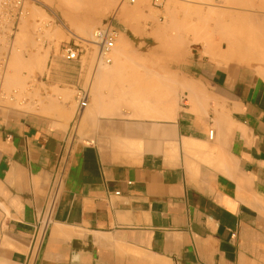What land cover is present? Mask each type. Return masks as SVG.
I'll list each match as a JSON object with an SVG mask.
<instances>
[{
    "label": "crops",
    "instance_id": "0c3cea01",
    "mask_svg": "<svg viewBox=\"0 0 264 264\" xmlns=\"http://www.w3.org/2000/svg\"><path fill=\"white\" fill-rule=\"evenodd\" d=\"M184 64L191 101L168 120L0 111V264H264V84L243 64Z\"/></svg>",
    "mask_w": 264,
    "mask_h": 264
},
{
    "label": "rangeland",
    "instance_id": "374dc122",
    "mask_svg": "<svg viewBox=\"0 0 264 264\" xmlns=\"http://www.w3.org/2000/svg\"><path fill=\"white\" fill-rule=\"evenodd\" d=\"M122 1L124 2V0H111L109 5H107L103 10H100L98 13H92L89 10H85L83 7H81V9L77 6V9L75 1L73 0H67V3L66 0H27L26 5L28 14L26 17H24V21L21 22L23 24L20 23L18 31L24 32V27L26 26L25 31H30V37L27 40H21L16 36V39H14L16 43H14V49L12 48L11 54L13 55L17 51V48L18 51L21 49L22 51H19L23 54L21 58L24 57V60L26 59L29 62L28 57L33 56L34 52H36V50L38 51V48H41L43 51H48L49 56L46 67H43V69L37 64L31 66L26 61L25 63L22 61L24 64L28 63L26 66H24L23 63L18 65L21 61L17 63V66L12 63L13 61L10 58L5 78V88L8 91L18 90L16 96L17 99L15 102H10V105L14 108L13 110L24 112L39 111L42 114L53 117L55 115V111L59 110L61 113L66 111V114L64 113V117L68 120L70 119L72 128L80 124L79 117L77 115V102L74 99L76 92L75 86H69L65 79H61V81H59L58 79L53 78L52 75L54 73L74 75L80 79L78 86H81L85 89H89L88 87L92 82L93 85H95V82L97 81L94 75L99 74V71L101 72L104 70L106 68V64L97 62L98 47L94 42H90L88 40L94 39V29L107 18H113L114 25L119 32L118 41L116 43V46H118V48L120 47L118 51L123 52L124 49L121 50V48L124 47L126 50L125 53H128H126V56L130 55V58H127L129 59V62L133 61L132 64L136 63L134 66L131 65V70H134V72L139 70L140 73V71H143V69L148 68L146 69L147 74L144 73L145 70L142 72L145 76H149L153 72L154 76L158 75L159 78H165V81L162 79V81L165 82L162 83V86L163 84H165V86L158 87V91L159 89L163 88V90H160V92L163 91V94L165 93L166 95L169 93L170 94L165 97L164 100H161L160 98H162V96L159 93V97H157V99L154 98L155 101L153 102H158V104L163 105L166 104L167 101V103H170V105L167 104L170 106L168 107L169 112L176 113L182 109L184 105L190 103V99H188V101L184 99L185 95H183V90H185V78L182 76L180 70H182V67L185 66L184 62H186L189 57H195L198 54L207 56L210 59L215 60L220 65H227L231 62L243 64L251 70L255 79L264 84V73H262L264 70L262 69V72H258L259 74L255 72V70L262 68L260 63L256 62L255 60L253 61V58L248 57L247 59L245 58L246 56L244 57V55L242 57V51L239 50L237 51H239L238 53H240V55H238L237 51L232 54L225 55L227 52H229V45L234 47V45L231 43V38L234 39L233 37H236L235 39L237 40L241 37H247L245 32H240V30L244 28L243 24H246V27L248 26L251 28V26L255 24L252 21L258 19L260 33L257 35L264 36V0H165L161 6L154 5L153 0H135V2H131V0H125L128 11L126 12V15H121L120 5L123 3ZM59 3L63 5L62 8H59L58 6L56 7V5ZM73 5H75L74 7H76V9L73 7ZM34 11H36L35 13L37 15L33 17ZM217 13L220 15L223 14V16H225V20L228 22L231 21L233 25L238 24V27L242 22L245 23H243V27H239L241 28L239 29L235 28V25V27L232 25V28H230L229 26H231V24L227 22L228 26H221L225 29V31H223V28L221 29L219 26L221 25L220 22H216V19L218 20L217 17L215 18ZM69 16L71 17L72 21L73 18L75 20L77 17L76 19H79L80 22L75 20L73 21L75 23L71 24L72 21L70 20ZM32 18L33 20L35 19V21H33ZM39 22H41V24ZM251 22L252 24H250ZM83 24H87L89 28L87 25L85 26ZM83 26L85 28L87 27L85 32H82L81 30V28H84ZM227 27L229 28L227 29ZM254 27L255 25L252 26L251 29L254 30ZM79 29L81 30L80 32H78ZM157 29L158 31H156ZM255 29L257 28L255 27ZM236 30L239 31L236 32ZM59 31L62 32L60 33ZM126 31H129L130 33H126ZM19 32L16 35L19 36ZM58 32L61 35L58 34ZM154 32L156 34H154ZM51 35L54 36L51 38ZM80 37H83L87 40L80 39ZM73 41L81 43L85 50L81 53L79 59L68 61L63 57V48L68 42ZM239 42H241L240 39L238 43ZM245 43L247 45V42ZM243 44L244 43L242 42V45ZM219 45H221L220 50L218 49ZM29 49L33 51V54ZM219 52H225V54L220 56ZM130 59L132 60L130 61ZM138 63L141 66L143 65L144 68L142 69L143 66H138ZM133 67H136V69L138 67L139 68L136 70ZM148 70L150 71L148 72ZM12 73L15 74L14 77L11 75ZM172 73L174 76H172ZM136 74L137 72L135 75ZM130 75L132 76V73ZM51 80H54L58 84L55 83V87H49ZM124 80L125 82L123 85L127 86L130 81L127 82L126 79ZM108 83L105 80L102 81L101 84L102 86L104 84L103 87L101 86V89H104L102 92L105 94L108 92L107 88H110L109 85L111 82L109 84ZM169 83L170 86L168 85ZM169 87H172V91L174 90V92H172ZM167 89H169V93H167ZM61 91L62 93H65V95L63 94L64 96L61 94ZM90 95L91 101L88 107H91L90 105L93 104L96 105L97 102L91 91ZM131 99L133 100V98ZM127 100L128 99L125 101ZM127 104L129 105V103ZM130 107L131 106L127 107L123 105L120 107L121 109L119 108L121 112L123 111V113L120 111H115L112 113L113 115L111 113L104 114L97 111H92L93 113L91 112L92 114L90 117L94 118V120L106 118H132L163 121L168 120L167 118L171 115L170 113L168 114V112H165L164 114V108L162 109V107H160L159 109L162 112L160 115L159 112H156L158 116L156 113V116L151 113V116L147 115L145 117V114L144 117H134L132 113H128ZM159 109L157 108V110ZM8 111L9 110H4L5 113Z\"/></svg>",
    "mask_w": 264,
    "mask_h": 264
},
{
    "label": "bare ground",
    "instance_id": "6f19581e",
    "mask_svg": "<svg viewBox=\"0 0 264 264\" xmlns=\"http://www.w3.org/2000/svg\"><path fill=\"white\" fill-rule=\"evenodd\" d=\"M64 1V0H63ZM70 1H72V0H70ZM73 1H75V4H76V7L78 6L79 8H81V7H83V8H85V10H89V11H91L92 13H94V12H100V10H103L107 5H109V3H110V1L111 0H73ZM123 2V1H122ZM131 2H132V0H131ZM134 2H135V0H134ZM66 3H67V0H66ZM66 3H64V4H66ZM71 3V2H70ZM73 4V3H72ZM113 4V3H112ZM68 5V4H67ZM127 4H125V0H124V2L123 3H121V5H120V7H121V15H126V12L128 11L127 10V6H126ZM63 7V5L62 4H57L56 5V7ZM66 6V5H65ZM75 5H73V7H74ZM69 7V6H68ZM70 7H71V5H70ZM72 7V8H73ZM76 7H74L75 9H76ZM78 7H77V9H78ZM131 8V7H130ZM35 9V8H34ZM82 9V8H81ZM129 9V8H128ZM132 9V8H131ZM36 10V9H35ZM66 10V9H65ZM84 10V9H83ZM38 11V10H37ZM36 11H34L33 13H34V15H33V17L35 16V15H37L36 13H35ZM32 13V12H31ZM66 16H68V15H66ZM79 16H80V14H79ZM85 16V15H84ZM31 17H32V15H31ZM70 17V16H69ZM69 17H67V18H69ZM218 18V20L216 19V22L218 21V22H220V24L221 25H219L220 27L221 26H223V27H226V26H228V23L229 24H231V26H229L230 28H232V22L230 23V22H228L227 20H225V16H223V14L222 15H220V14H216V16H215V18ZM228 17V16H227ZM36 18V17H35ZM77 18V17H76ZM75 18V20H77ZM79 18V17H78ZM209 18V17H208ZM213 18V17H212ZM215 18H214V20H215ZM250 19H252V18H250ZM253 19H255V18H253ZM32 20H33V18H32ZM70 20H71V17H70ZM74 20V18H73V21H75ZM229 20V19H228ZM22 21H24V20H22ZM33 21H35V19L33 20ZM72 21V20H71ZM72 21V22H73ZM77 21H79V19L77 20ZM241 21H243V20H241ZM71 22V24H74L75 22H73L72 23ZM80 22V21H79ZM228 22V23H227ZM247 22V21H246ZM252 22H254L255 24H253L252 26H254L255 25V27L257 28V29H255V27L253 28L254 30H252L251 28H252V26H251V28L250 27H246V24H243V23H245V22H242L241 23V25L239 26V27H243L244 26V28H242V30H240V32L242 31V32H245L246 33V35H247V37L246 38H244V37H241V38H239V37H237V38H239L240 40H241V42H239L238 43V41H239V39H235L236 37H233L234 39H232L231 38V43L234 45V47H232V46H230L229 45V52H227L226 54H225V52H222V53H220L219 52V55L220 56H223L224 54L225 55H228V54H232V53H234V52H236L237 50H239V51H242L241 52V56L243 57V55H244V57L245 58H247L248 59V57H250V58H253V61L255 60L256 62H258V63H260V65H261V67L262 68H259L258 70H255V72L257 73V74H259L258 72H262V69L264 70V36L262 35V36H258L257 34H259L260 33V31H259V20L258 19H255L254 21H252ZM252 22L250 23V24H252ZM260 22H262V21H260ZM40 24H41V22H39ZM233 23H235V22H233ZM237 23H239V22H237ZM21 24H23V23H21ZM240 24V23H239ZM242 24H243V26H242ZM250 24H248V25H250ZM38 25V24H37ZM78 25V24H77ZM76 25V26H77ZM83 25H85V24H83ZM87 25V24H86ZM85 25V26H86ZM235 25V24H234ZM233 25V27H235V28H239L237 25H235L234 26ZM80 26V25H79ZM88 26V25H87ZM26 27V26H25ZM25 27H24V32H19V36L18 35H16L17 37H19L21 40L23 39V40H27L30 36V31L28 30V28H27V30H28V32L27 31H25ZM36 27V26H35ZM84 27V26H83ZM218 27V26H217ZM223 27H221V29L223 28ZM229 27H227V29L229 28ZM79 28V27H78ZM78 28H77V30H78ZM88 28H89V26H88ZM219 28V27H218ZM241 28H239V29H241ZM246 28V29H245ZM30 29V28H29ZM33 29V28H32ZM31 29V30H32ZM55 29V28H54ZM226 29V30H227ZM244 29H245V31H244ZM57 30V29H56ZM81 30H82V32H85L86 30H87V27L85 28H81ZM80 29H79V31L78 32H80L81 31ZM33 31V30H32ZM156 31H158V29L156 30ZM223 31H225V29L223 28ZM239 31V30H238ZM237 30H236V32H238ZM17 32V33H18ZM60 32V31H59ZM58 32V34H60ZM52 33V32H51ZM153 34V33H152ZM154 34H156L155 32H154ZM153 34V35H154ZM33 35V34H32ZM48 35V34H47ZM55 35H57V34H55ZM61 35V34H60ZM151 35V34H150ZM49 36H50V34H49ZM54 35H51V38L53 37ZM155 37H156V35H155ZM154 37V38H155ZM166 37V36H165ZM153 38V37H152ZM167 38V37H166ZM16 39V38H15ZM80 39H84V40H87V39H85V38H83V37H80ZM236 40V41H235ZM88 41H90V42H94L95 41V39H90V40H88ZM242 42L244 43L243 45H242ZM245 42H247V45H246V43ZM252 42V43H251ZM14 43H16V41H14ZM95 43V42H94ZM127 43V42H126ZM16 45V44H15ZM96 46H97V44H95ZM127 46V45H126ZM37 47H39V46H37ZM20 48V47H19ZM127 48V47H126ZM14 49V48H13ZM39 50L37 51L36 49V52H34V54H33V51H31L30 49V51L32 52V54H33V56H30V57H28L29 58V62L25 59L24 60V57L23 58H21L22 56H23V54L22 53H20L22 50L21 49H19V51H18V48H17V51H16V49H15V53H14V50H13V55L11 54L10 56V58H11V60L13 61L12 63L14 64V65H17V63H19V61H21L18 65H20V64H22L23 62L22 61H24V63H25V61L26 62H28L31 66H34V65H38L39 67H41L42 69H43V67L45 68L46 67V64H47V61H48V56H49V53H48V51H43L41 48H38ZM120 49V47L118 48V46H116L115 45V47L112 49V51H111V56H112V63H110V64H106V68L104 69V70H102L101 72L99 71V74H96V75H94L95 76V78H96V81L97 82H95V85H93V82L90 84V86L88 87L89 89V93H90V91H91V93L94 95V98H96V105H90L91 107H87L86 109H85V111L83 112V114L79 117V123L81 124V125H84L85 124V122H86V120H87V117L88 116H91V114L93 113V112H95V111H97V112H100V113H108V114H112L114 111H120V107H122L123 105H125V106H131L130 107V113H132V115L134 116V117H138V116H140V117H144V115H145V117L148 115V116H151V113L150 112H152V114H154L155 115V113L154 112H156L157 111V109L156 108H160V107H162V109L164 108L165 109V112H168V114L170 113L169 112V110H168V107H170L169 105H170V103H167V101H166V104H158V102H153V101H155V99L154 98H156L157 99V97H159V93H160V95L162 96V98H160L161 100L163 99L164 100V98L165 97H167L170 93V91H169V89H167L168 91H167V93H169L168 95H166L165 93L163 94V91L162 92H160V90H163V88H161V89H159V91H158V87H164L165 86V84H163V86H162V83H165V82H163V81H165V78L163 79V78H159V76L157 75V76H154L153 75V72H152V74L151 75H149V76H145L142 72L144 71V73H146V69H148V68H145V69H143L144 68V66L142 67L139 63H138V66L140 65L141 67H142V69H143V71H140V73H139V70L138 71H136L137 72V74L135 75V73L136 72H134V70H131L132 68V66H134V65H136V63L134 64H132V62H129V59H127V58H130L129 56L130 55H127L126 56V53H125V48L123 47V48H121V50H123L124 49V51L122 52V51H118ZM218 49L220 50L221 49V45H219L218 46ZM34 50V51H35ZM176 50V49H175ZM25 51V50H24ZM23 51V52H24ZM128 51V50H127ZM222 51V50H221ZM239 51H237V53L239 52ZM26 53V52H25ZM95 53V52H94ZM28 54V53H27ZM128 54V53H127ZM238 55H240V53H238ZM136 56V55H135ZM98 57V56H97ZM25 58H27V57H25ZM31 58V59H30ZM133 59V58H132ZM132 59H130V61L132 60ZM10 60V59H9ZM134 60V59H133ZM137 60V59H136ZM250 60V59H249ZM9 63V62H8ZM23 63V65L24 66H26L27 64H24ZM10 64H11V62H10ZM17 65V66H18ZM107 65H108V67H107ZM132 65V66H131ZM257 65H259V64H257ZM130 66V67H129ZM140 67V68H141ZM255 67V66H254ZM260 67V66H259ZM98 68V67H97ZM134 69H136V67H133ZM139 68V67H138ZM137 68V69H138ZM136 69V70H137ZM257 69V68H256ZM261 69V70H260ZM130 70H131V73H132V76L130 75L131 73H130ZM254 70V69H253ZM96 71V70H95ZM133 71V72H132ZM150 70H148V72H149ZM151 71H153V70H151ZM95 73V72H94ZM134 73V74H133ZM157 73V72H156ZM262 73H264V71L262 72ZM147 74V73H146ZM159 74V73H158ZM173 74V73H172ZM172 74H170V75H172ZM13 77H14V75L15 74H11ZM134 75V76H133ZM8 76V75H7ZM172 76H174V74L172 75ZM16 77V76H15ZM9 78H10V76H9ZM11 79V78H10ZM9 79V80H10ZM94 79V78H93ZM124 79H126L127 80V82H129V84L127 85V86H125V85H123V83L125 82V80ZM162 79H163V81H162ZM6 80V79H5ZM8 80V81H9ZM16 80V79H15ZM14 80V81H15ZM22 80V79H21ZM106 80V82L108 83H110L111 82V84L109 85V87L110 88H107L108 90V92L105 94V93H103L102 91L104 90H102L101 89V84H102V81H105ZM17 81V80H16ZM24 81V80H23ZM114 82V83H113ZM126 82V83H127ZM133 82V83H132ZM166 82H167V80H166ZM176 82V81H175ZM179 82V81H178ZM97 83V84H96ZM108 83V84H109ZM174 83V82H173ZM187 84H188V82H187ZM169 86H170V83L168 84ZM172 85V84H171ZM185 86H188V85H186V84H184ZM190 85V84H189ZM103 86H104V84H103ZM102 86V87H103ZM106 86V85H105ZM108 86V85H107ZM189 87H193L192 85H190ZM105 88V87H104ZM165 88H168V87H165ZM164 88V89H165ZM170 88V87H169ZM184 88H186V87H184ZM190 88V90H193V89H191ZM171 89V91H172V87L170 88ZM173 89H176V88H173ZM195 89V88H194ZM21 90V89H20ZM166 90V89H165ZM186 90H187V88H186ZM18 91V90H17ZM172 92H174V90L172 91ZM194 92V91H193ZM196 92V91H195ZM19 93V92H18ZM60 93V92H59ZM162 93V94H161ZM61 94L63 95H65V93L63 92L62 93V91H61ZM66 94H68V93H66ZM157 94H158V96H157ZM23 95V94H22ZM63 95V96H64ZM198 96H200V94L198 95ZM61 97V96H60ZM59 97V98H60ZM124 97V98H123ZM127 97V98H126ZM54 98H55V96H54ZM93 98V99H94ZM131 98H133V100L131 99ZM126 99H128L127 101H125ZM158 101H160V100H158ZM169 101V100H168ZM171 101V100H170ZM54 102V101H53ZM162 102V101H161ZM226 102V101H225ZM124 103H126V104H124ZM127 103H129V105L127 104ZM164 103V102H163ZM61 104V103H60ZM123 104V105H122ZM167 104H169V105H167ZM161 105V106H160ZM172 105V104H171ZM95 106V107H94ZM223 106V105H222ZM221 106V107H222ZM120 108V109H119ZM156 109V111H154ZM161 109V110H162ZM123 110V109H122ZM160 110V109H159ZM158 110V111H159ZM168 110V111H167ZM53 111V110H52ZM55 111V110H54ZM93 111V112H92ZM154 111V112H153ZM157 111V112H158ZM92 112V113H91ZM121 112V111H120ZM64 113L66 114V111H64ZM121 113H123V111L121 112ZM150 115H149V114ZM160 113L161 112H159V115H160ZM222 114H223V111L221 112ZM108 114H106V115H108ZM163 114V113H162ZM161 114V115H162ZM165 114V113H164ZM225 114V113H224ZM223 114V115H224ZM113 115V114H112ZM132 115H130V116H132ZM156 115L158 116V114L156 113ZM155 115V116H156ZM167 115V114H166ZM222 115V116H223ZM227 115V114H226ZM153 116V115H152ZM222 116H221V118H222ZM229 116V115H228ZM175 116H174V113L173 114H171L170 115V117H168V118H174ZM161 118V117H160ZM225 118H227V119H229L227 116H225ZM89 119V118H88ZM154 119H155V117H154ZM91 121V120H90ZM218 121V120H217ZM222 121H223V119L221 120V123H222ZM224 122V121H223ZM223 125V124H222ZM227 125V124H226ZM225 125V126H226ZM80 127V126H79ZM81 128V127H80ZM82 128H83V126H82ZM114 138H116V137H114ZM120 138H122V137H120ZM123 138H125V137H123ZM129 138V137H128ZM128 138H126V139H128ZM126 139H124V140H126ZM133 140H135V139H133ZM137 140V139H136ZM135 142V141H134ZM133 142V143H134ZM169 142H171V141H169ZM164 143H165V141H164ZM198 143V142H197ZM197 143H195V142H193L192 140L190 141V140H185V150L184 151H186V152H188V151H190V154L192 153L191 152V147H193L194 148V150H195V148L196 147H201L203 144H200V143H198V145H197ZM171 144H172V142H171ZM170 144V145H171ZM141 145V144H140ZM143 145V144H142ZM175 145V144H174ZM208 145V144H207ZM207 145H205V146H207ZM123 146V145H122ZM129 146V148H132L133 149V147L135 148V147H137V146H135L134 144L132 145L131 144V146L130 145H128ZM178 146V145H177ZM176 146V147H177ZM120 148V147H119ZM125 148H126V146H125ZM139 148L141 149V147L139 146ZM148 148V147H147ZM201 148H203V146L201 147ZM201 148H199V149H201ZM121 149V148H120ZM135 149H137V150H139L138 148H135ZM174 149H176V148H174ZM190 149V150H189ZM207 149V148H206ZM206 149L204 148V150L206 151ZM169 150V149H168ZM178 150V149H177ZM193 149H192V151H194ZM203 150V149H202ZM198 151H200V150H197V152ZM113 152V151H112ZM170 152V151H169ZM177 152V151H176ZM196 152V151H195ZM202 152V151H201ZM228 152V151H227ZM168 153V152H167ZM178 153V152H177ZM172 154V153H171ZM197 154V153H196ZM203 154V153H202ZM208 154H209V152H208ZM174 155V154H173ZM199 155V154H198ZM218 155V154H217ZM193 156H194V154H193ZM202 156V155H201ZM209 156V155H208ZM208 156L206 157L207 159H208ZM220 156V155H219ZM223 156V155H222ZM227 156V155H226ZM174 157V156H173ZM185 157H186V155H185ZM195 157V156H194ZM210 157V156H209ZM187 158V157H186ZM186 158H185V161H186ZM199 157H197V159H198ZM201 159V158H200ZM191 160V159H190ZM219 160H221L220 158H219ZM218 160V161H219ZM223 160V159H222ZM227 160V159H226ZM189 161V160H188ZM206 161V160H205ZM210 161V160H209ZM218 161H216V162H218ZM228 162H229V159L227 160ZM193 162V161H192ZM208 162V161H207ZM215 162V163H216ZM226 162V161H225ZM231 162V161H230ZM229 162V163H230ZM196 163V162H195ZM186 164V163H185ZM218 164V163H217ZM223 164V163H222ZM228 164V163H227ZM193 166V165H192ZM218 166V165H217ZM230 166H231V164L229 165V167L228 168H230ZM221 167V166H220ZM219 170V169H218ZM191 171V170H190ZM192 172V171H191ZM190 172V173H191ZM226 174V173H225ZM241 179V178H240ZM239 180V179H238ZM242 181V180H241ZM239 187V186H238ZM240 188V187H239Z\"/></svg>",
    "mask_w": 264,
    "mask_h": 264
},
{
    "label": "built area",
    "instance_id": "2783aa9c",
    "mask_svg": "<svg viewBox=\"0 0 264 264\" xmlns=\"http://www.w3.org/2000/svg\"><path fill=\"white\" fill-rule=\"evenodd\" d=\"M27 0H0V111L14 109L10 102L17 99V91H8L5 88V78L14 46V39L19 30L20 23L28 14ZM165 0H153L154 5L161 6ZM134 2V0H132ZM119 37V32L114 25L113 18L105 19L93 31V38L98 47L97 62L102 64L112 63L111 51L115 47ZM85 50L84 46L77 42H68L63 48L65 60L72 61L79 59ZM77 102V115L82 114L89 106L91 95L88 89L77 87L75 92ZM213 130L210 137H213ZM61 180L54 182L50 187L45 210L39 220L40 225H47L54 214L57 206Z\"/></svg>",
    "mask_w": 264,
    "mask_h": 264
}]
</instances>
